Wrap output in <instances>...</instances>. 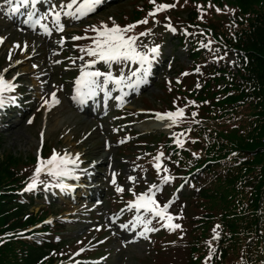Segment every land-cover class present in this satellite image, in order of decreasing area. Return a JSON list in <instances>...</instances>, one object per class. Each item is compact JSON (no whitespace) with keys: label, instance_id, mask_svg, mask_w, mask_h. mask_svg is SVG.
<instances>
[{"label":"trees","instance_id":"16d2710c","mask_svg":"<svg viewBox=\"0 0 264 264\" xmlns=\"http://www.w3.org/2000/svg\"><path fill=\"white\" fill-rule=\"evenodd\" d=\"M184 5L190 11L176 37L191 43L190 73L179 83L162 84L164 109L184 111L172 124V138L153 140L147 162H156L162 153L171 177L187 179L181 197L194 215L186 264H264V0H191ZM153 6L148 2L131 15L132 22L147 17V23L132 30H147L139 43L153 35L146 14ZM162 18L170 16L162 11L154 21ZM227 55L237 56L236 72L225 62ZM27 161L10 153L0 160V264H50L62 256L36 230L26 233L32 242L17 234L49 212L29 213L28 205L12 200L16 192H26L18 166ZM179 181L172 185L176 188ZM42 231L56 233L49 226ZM166 235L158 242L177 234Z\"/></svg>","mask_w":264,"mask_h":264},{"label":"rangeland","instance_id":"374dc122","mask_svg":"<svg viewBox=\"0 0 264 264\" xmlns=\"http://www.w3.org/2000/svg\"><path fill=\"white\" fill-rule=\"evenodd\" d=\"M44 1L52 2L53 0ZM58 1L60 2V0ZM131 7L132 5L127 0H120L114 4L111 0H101L93 12L77 20L61 17V23L64 24L62 32L55 30L49 17L43 22L51 30L50 34H47L49 43H45L44 38L32 36L33 33L22 28L15 29L13 27L15 33H9L12 28L7 25L3 9L0 8V73H3L5 80L15 81L13 83L16 85L15 88H21L20 91L4 93L5 97L15 98V103H8L10 106L19 107L15 109L11 107V113L6 112L11 121L8 124H0L4 148L16 156L31 154L37 157L43 144L46 143L60 155L68 153L71 156H76L79 154L77 157L79 163L75 166L73 173L74 178L73 176L55 178L54 184L43 188L44 199L37 198V203L56 201L55 206L62 208L64 212L57 217L67 224V231L62 234V238L76 239L81 236H88L91 242L97 239L94 246L101 244L102 246L98 247V251L105 253L102 255L99 252V255L102 256L99 260L101 264H139L141 260L151 254L150 247L147 245L151 243L148 238L152 231L145 233L143 225L139 222L136 223L135 227H132L134 215H140L143 218L149 213H144L143 209L138 213L134 209L132 216L122 219L128 212H115L127 208L126 204L134 199L133 196L117 194L112 210L114 212L110 210L109 198L115 197V186L117 185L124 192H129L128 189L131 188V194L146 193L150 186H158L162 176L153 175V170L156 168L142 169L136 160L131 159L134 155L128 152L131 151V148L126 144L135 137L129 138L125 132L135 130L143 136L146 133L172 134L167 129V125L164 130L148 128L140 130L138 128L140 124L145 125V122L151 120L157 121L156 110L142 111L140 102L144 99L149 102L157 101L155 98L161 94L158 88L161 81L171 77L176 65L187 68L190 64L186 57L189 45L176 47V42L170 39L173 35L169 34L164 39L163 44L160 45L162 49L161 59H158L156 63L152 62L148 75L144 77L143 82L132 87L133 90H138L140 85L150 83L140 96L125 100L121 96L125 87L117 89L109 84L105 86V90L111 97L108 102L104 103L107 107L106 113L100 109L95 117H86L79 115L80 112H75L67 96L73 94L74 81L79 75L82 60L76 59L72 62L70 60L71 55L69 57L66 55L68 56L72 51L69 44L81 39L72 40L71 37H79L81 28L91 26L96 20H110V18L111 20H119V16L122 14L121 8H124V14L121 15L123 16L126 15L125 11ZM99 8L103 9L92 17L91 15L100 10ZM98 25L100 24L96 21L95 26ZM106 25L109 26L110 24ZM61 36L64 37L63 44L58 43ZM145 45L152 44L147 41ZM61 49L67 53L61 54ZM31 56L34 58L30 59ZM172 60L174 61L171 62ZM229 61L230 63L234 62L232 58ZM164 65H167L166 69ZM126 66V71L134 70L137 67L135 64ZM100 67L102 66L100 65ZM153 68L156 69L153 70ZM103 70H108L106 65L103 66ZM22 72L31 75H27L28 78L16 80ZM113 74L118 75L119 72L115 71ZM39 75L42 76L40 80ZM151 75L156 76V78L154 80L146 78ZM30 87H34V89L32 90ZM51 93H55V98L59 103L48 107L44 104V100L50 99ZM117 96L120 97L119 101L116 99ZM158 105L156 108H159ZM101 114L103 115L98 117ZM164 120L168 119L165 118ZM133 150L137 149L133 148ZM122 151L126 154H122ZM142 157L143 155L140 158ZM113 174L116 178L115 184L110 182ZM130 176L134 179L129 180L128 177ZM95 178H97L96 181H94ZM61 182L69 187H58L57 185ZM90 186L94 187L95 190L92 191ZM93 194H99V197L106 195V198L92 208L93 203L89 202V195ZM118 199L120 200L119 203ZM174 206L176 212L173 211L172 213L176 216L177 213L181 212L182 205L177 203ZM152 219L149 222L150 227H152ZM121 224L125 227L121 228ZM100 229L104 234L97 237L96 233ZM91 232L96 233L89 236ZM137 233L140 234L137 235ZM185 254L184 244L179 243L175 254L169 255L168 262H161V264H184Z\"/></svg>","mask_w":264,"mask_h":264},{"label":"snow or ice","instance_id":"6c2138e0","mask_svg":"<svg viewBox=\"0 0 264 264\" xmlns=\"http://www.w3.org/2000/svg\"><path fill=\"white\" fill-rule=\"evenodd\" d=\"M4 2L8 5L5 9V14L7 15L9 13H17L19 7L28 4L29 0H18V3L16 4H13L12 0H4ZM100 3L101 0H60L59 5L50 4L33 18L32 13L35 11L37 0H31L33 8L26 15L23 23L38 24L41 31L47 35L50 34L51 30L47 25L41 23V21L50 17L51 24L55 27V30L57 32H62L64 24L61 23V17L77 20L93 12L96 6ZM149 3L153 4L154 7L148 12L147 16H154L157 11H162L174 6L164 3L157 5L155 4V0H149ZM197 7L199 9V6ZM217 11H219V9H217ZM143 23H147V17L123 26L117 25L113 22L109 27L101 22L99 27L93 25L86 29V31L94 33V36L90 38V46L81 48L80 51L90 59L84 61L82 57H78L82 60V63L79 75L74 81L73 100H79L80 103H83L85 99L95 96L98 91L103 92L105 97H107L108 92L105 90V86L109 84L120 89L123 87H133L143 82L144 77L148 75L152 62L159 54V45H145L138 42V37L145 36L147 30L139 33L132 32L136 25ZM166 27L168 26L166 25ZM81 38L82 37L78 36L71 37L72 40H78ZM58 43H64L63 36H61ZM97 61L106 65L108 70H89L92 65L97 63ZM56 62L58 63L59 61ZM129 63L135 64L137 67H135L134 70L129 69L127 71L125 70V67H118L117 70L119 74H113L111 70L113 66L127 65ZM33 67L36 66L33 65ZM13 79H15V77H13ZM15 87L16 85L13 84L11 80H5L3 78V73H0V109H3L7 103H15L14 97L4 96V93L11 92ZM50 97V99L44 100L45 105L51 107L53 104L59 103L55 98V93H51ZM116 99L119 100L120 97L117 96ZM181 115H183L182 109L177 108L172 112L156 113V119L164 120L167 118L174 124L177 122V117ZM176 143L179 145L181 142L178 140ZM78 155L79 154L71 156L68 153L60 155L55 150H53L51 155L46 159H41L38 155L32 177L30 178L25 191L36 188L37 177L41 172H46L47 175L53 178L73 176L75 166L79 163L77 159ZM161 155L162 153H158L157 156L154 157L156 163H154L153 167L157 169L158 174L161 171L159 163ZM163 171L165 172L163 180L168 181L170 177L167 175V169H163ZM128 179L133 180L134 178L130 176ZM110 182L115 184V174H113V180ZM57 186L61 188L69 187L62 182ZM45 187H48V185L46 184ZM157 187V185H152L146 193H134V199L126 204L127 208L134 207L138 213L141 209H143L144 213H149L148 216H144L143 218H141L140 215H134L132 217V227H135L136 223L139 222L143 225V231L145 233L156 230L149 226L152 217H158L160 221H164L163 227L168 228L169 230L180 228L179 224L170 222L173 217L166 211L168 204L166 203L161 207L153 198L152 190ZM115 191L119 193L123 191V189L120 186H115ZM128 191L132 192V189L129 188ZM120 227L123 228L125 225L121 224ZM139 234L140 233H137V235ZM213 238H216L215 231H213ZM82 250L83 249H81V251ZM207 258L208 257H206V259Z\"/></svg>","mask_w":264,"mask_h":264},{"label":"bare ground","instance_id":"6f19581e","mask_svg":"<svg viewBox=\"0 0 264 264\" xmlns=\"http://www.w3.org/2000/svg\"><path fill=\"white\" fill-rule=\"evenodd\" d=\"M23 28L33 29V27H30L28 24H25V26ZM85 100H88V99H85ZM99 100L103 102L106 100V97L104 95L99 96ZM143 125H144L143 123L140 124L138 128L140 130H142L143 128H145V129L148 128V129H153V130H163L165 128V123L160 122V121H147V122H145L144 127H143ZM101 161L103 162V160H101Z\"/></svg>","mask_w":264,"mask_h":264}]
</instances>
